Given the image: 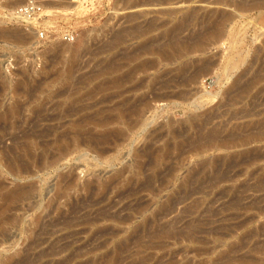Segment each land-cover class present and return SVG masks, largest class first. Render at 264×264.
Here are the masks:
<instances>
[{
    "label": "rangeland",
    "instance_id": "1",
    "mask_svg": "<svg viewBox=\"0 0 264 264\" xmlns=\"http://www.w3.org/2000/svg\"><path fill=\"white\" fill-rule=\"evenodd\" d=\"M234 1L0 0V264H264V0ZM193 11L184 40L232 19L167 58Z\"/></svg>",
    "mask_w": 264,
    "mask_h": 264
},
{
    "label": "bare ground",
    "instance_id": "2",
    "mask_svg": "<svg viewBox=\"0 0 264 264\" xmlns=\"http://www.w3.org/2000/svg\"><path fill=\"white\" fill-rule=\"evenodd\" d=\"M124 1V0H123ZM205 2L208 3H213V4H219V5H230L231 3H233L234 0H203ZM154 2V1H153ZM152 3V2H151ZM234 4L237 5L238 7H245L247 5V3L240 1L236 2L234 1ZM255 4V3H254ZM251 5V4H250ZM135 7L136 5H132L130 7ZM152 6V5H151ZM156 6V5H155ZM129 7V8H130ZM214 13V12H213ZM212 14V13H211ZM198 18V11H193L191 13H188L183 21L181 22L180 25L172 28V29H168V31L165 34V37H168V44L167 46L170 47L173 52L172 55H168L167 58H172L173 56L178 57L179 55H182L183 53H188V52H194L196 50H199L201 48H203L206 43H208L210 40H214V42L216 40H220L222 38V36L225 33L226 30V26H227V22L230 21L232 19V15L230 13H221L219 14L216 18H214L213 16H210V28L207 30L206 33L203 34V38L202 39H197V37L199 36V34L194 35L193 34V38H191V40L188 38V40H184L179 36V33L181 31V29H183V27L186 24H191L194 23V21ZM212 18V19H211ZM208 22V21H207ZM206 23V22H205ZM150 26V25H149ZM141 28V27H140ZM137 31V30H135ZM1 32V31H0ZM128 32V31H127ZM2 33V32H1ZM10 33V32H9ZM182 33V32H181ZM1 35V34H0ZM4 35V33H3ZM17 35V34H16ZM20 35V34H19ZM6 36V35H5ZM13 36V35H11ZM119 36V35H118ZM202 36V35H201ZM8 37V36H7ZM20 37L21 36H18ZM120 37V36H119ZM18 39V38H17ZM20 41V40H19ZM167 43V42H166ZM164 44V43H163ZM165 45V44H164ZM163 45V46H164ZM165 52V51H164ZM108 67V66H107ZM112 69V67H111ZM138 70V69H137ZM136 70V71H137ZM201 70V69H200ZM203 70V69H202ZM134 72V71H133ZM132 74V73H131ZM128 75V74H127ZM126 75V76H127ZM196 75V73H195ZM132 76V75H131ZM185 77V76H184ZM194 75H190V79H194ZM128 78V77H127ZM39 81V80H38ZM118 82V81H117ZM113 84V83H112ZM240 83H238L239 85ZM114 85V84H113ZM103 86V85H102ZM117 86V85H115ZM32 88V87H31ZM106 88V87H105ZM242 89V88H241ZM121 118H124V114L121 112L120 115H118ZM106 122V121H105ZM206 122V121H205ZM100 123V122H99ZM102 123V122H101ZM30 129V128H29ZM33 129V128H32ZM31 130V129H30ZM48 130V129H47ZM29 133V132H28ZM69 133V132H68ZM65 134V133H64ZM218 134V133H217ZM221 135V134H220ZM67 136V135H66ZM65 135L59 136L58 137V142H60V138H64ZM80 135L79 133L76 134L75 138L79 139ZM97 137V136H96ZM108 136H106L107 138ZM210 137V136H209ZM208 137V138H209ZM230 137V136H229ZM41 138V137H40ZM228 138V137H227ZM86 139V138H85ZM105 139V138H104ZM212 139V138H211ZM218 139V138H216ZM35 145V144H33ZM63 147V146H62ZM68 147V146H67ZM66 147H63V150H65ZM217 180V179H216ZM95 183V182H94ZM30 192V190L28 188H21L19 190H16L14 192L11 193V195L9 196V199H19L22 198L26 195H28ZM112 216V215H110ZM105 217V216H104ZM160 233V232H159Z\"/></svg>",
    "mask_w": 264,
    "mask_h": 264
}]
</instances>
